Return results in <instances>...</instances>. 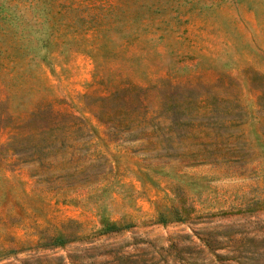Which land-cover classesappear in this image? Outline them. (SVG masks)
<instances>
[{"label": "rangeland", "instance_id": "rangeland-1", "mask_svg": "<svg viewBox=\"0 0 264 264\" xmlns=\"http://www.w3.org/2000/svg\"><path fill=\"white\" fill-rule=\"evenodd\" d=\"M0 264H264V0H0Z\"/></svg>", "mask_w": 264, "mask_h": 264}]
</instances>
